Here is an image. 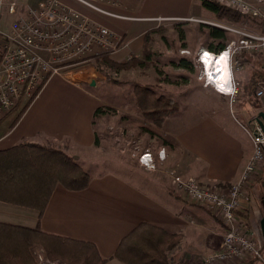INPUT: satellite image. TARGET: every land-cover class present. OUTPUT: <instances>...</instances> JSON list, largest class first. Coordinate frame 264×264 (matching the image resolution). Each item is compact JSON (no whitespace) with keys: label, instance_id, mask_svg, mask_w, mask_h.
Instances as JSON below:
<instances>
[{"label":"crops","instance_id":"crops-1","mask_svg":"<svg viewBox=\"0 0 264 264\" xmlns=\"http://www.w3.org/2000/svg\"><path fill=\"white\" fill-rule=\"evenodd\" d=\"M117 3V6L111 5L110 8L135 19L99 17L78 5H72L83 15L102 22L124 36L128 46L115 55L109 53L111 59L119 63L143 56L145 36L157 28L156 23L160 22L158 18L173 20L193 15L198 18L213 16L210 11L208 13L211 15L206 14L199 0L183 3L172 0V8L182 10V13L169 14L147 12V1L132 9L126 6L125 1L117 0ZM203 48H209V45ZM245 65L252 66L251 57L244 61ZM243 69L238 72L240 76L244 75ZM71 75L69 79L60 76L51 78L19 117L14 118L15 111L0 121V150L24 141L39 143L44 138L58 143L67 140L74 148L72 154L66 143L68 152L79 161L78 155L96 145L93 123L97 112L101 113L103 109L101 97L91 84L95 82L93 77L100 82L104 81V77L92 63L79 67ZM202 89L217 100L216 106L202 105L195 111L178 116L172 119L171 128L176 145L190 161L189 173L195 175L202 185L229 187L238 181L251 158L253 141L246 124L235 115L230 117L229 107L220 106L221 100L228 97L215 92L211 86L205 87L203 84ZM244 94L245 89L241 95ZM241 110H244L243 107ZM255 110L256 116L251 115L247 121L249 125L261 111L264 112V102L260 101ZM145 152L152 153L147 149L141 155ZM80 165L91 176L88 188L70 191L58 184L42 216L34 209L0 202V222L29 228L39 226L48 234L91 242L96 245L101 257L106 259L105 264H126L115 257L116 250L121 240L143 223L182 235L172 264H184L186 260L199 264V261H194L195 255L201 256L205 264L204 257L210 248L213 245L221 246L219 241L225 227L219 217L185 198L177 197L163 174L149 173L153 169L146 168L140 162L143 169L141 174L128 168L106 170L103 167H85L83 163ZM263 178L264 174H261L251 183L249 193L252 205L237 213L238 218L246 221L255 236L261 239H264L261 229L264 204L258 193L264 187L261 183ZM231 264H264V259L234 261Z\"/></svg>","mask_w":264,"mask_h":264},{"label":"built area","instance_id":"built-area-1","mask_svg":"<svg viewBox=\"0 0 264 264\" xmlns=\"http://www.w3.org/2000/svg\"><path fill=\"white\" fill-rule=\"evenodd\" d=\"M213 1L250 19L246 21L250 25L247 23L243 28L212 23L240 35L241 39L230 41L221 51L201 48L197 54L201 67L199 79H205V87L211 86L215 92L228 97L234 106L241 93L235 73L243 68L242 55L260 54L264 58V8L248 0ZM72 3L99 17L135 19L110 8L117 6V0H0V120L19 101L35 99L51 78H72L71 73L85 66L91 56L115 55L128 46L123 35L83 15ZM223 54H227L233 73L232 81L229 80L225 87L217 84V76L210 77L204 65L209 56L214 63ZM255 95L264 98V82L257 84ZM246 130L253 141V154L239 180L231 186L201 185L194 177L171 174V185L184 192L192 204L215 213L225 227L220 249L205 256V264L264 259V239L255 236L248 223L237 216L252 205L251 183L264 172V129L255 119ZM139 162L146 168H153L152 154L143 153ZM47 259L40 253L37 264H56Z\"/></svg>","mask_w":264,"mask_h":264},{"label":"rangeland","instance_id":"rangeland-1","mask_svg":"<svg viewBox=\"0 0 264 264\" xmlns=\"http://www.w3.org/2000/svg\"><path fill=\"white\" fill-rule=\"evenodd\" d=\"M122 1H125L128 4H126V6H129L130 9L140 7L142 3L147 1L149 5L147 7V12L153 14L182 13V10L172 8V0ZM173 1L183 3L187 0ZM248 1L254 6L264 8V0ZM225 8L233 10L229 7ZM204 11H206V14H210L207 9H204ZM187 13L189 14L190 11L188 10ZM143 14H145V12ZM210 18H198V16L193 15L188 18H174L173 20L165 18V20H160L159 23H156L157 28L150 31L151 33H147L148 35L150 34L149 36L151 39L148 43L149 47H147L148 52H144L141 58H136L143 62V66H130L127 69L119 71L106 68L107 74H109L112 81H108L105 74L98 71L104 77V81L100 82L96 77L92 78L96 82L95 86H92V89H96L98 96L101 97L103 109L101 113L95 116L93 123L96 145L83 154L78 155L81 160L84 159V162L81 160L77 161L79 164L83 163L85 167L91 168L103 167L106 170L113 167H119L125 170L128 168L141 174V170L143 169L139 165V158L143 151L150 149L151 152L154 153V157L152 156L153 168H150L153 170H149L151 171L149 173L159 172L163 174L170 183L172 192L177 197L186 199L184 192L177 190L173 184L171 185V174H177L184 178L191 176L201 184L196 176L191 175L188 171L190 161L186 153L181 151L176 145L174 133L171 128V121L176 117L178 118V116L187 114L191 110L195 111L199 106H216L217 100L202 89L204 83L203 80L201 81L199 79L201 67L197 62V54L201 48L204 46L208 47L210 43H217V40H214L210 36V27H219L214 26L212 23H218L228 28H243L244 25L248 23L246 21L250 20L247 17H243L239 23H235L234 21L218 19L214 14ZM247 25L249 26L250 23ZM224 31L228 42L241 39L240 35L238 36L227 30ZM249 57H251L252 66L245 65L244 67V61ZM181 59H185L193 69L179 68L177 64ZM90 63L91 62H88L86 65ZM241 63L244 68V75L240 76V73H237L235 77H238L241 84V93H243L245 89V94L241 95L240 93L239 100L234 106H231V102L228 98L222 99L220 106L229 107V116L235 115L240 121L246 124V127H250L247 122L248 119H250L251 115L256 116L257 111L255 107H258L260 101L264 102V99H259L255 95L257 84L259 82H264V64H262L260 54L244 57L241 59ZM256 78H260L259 80L261 81L255 82ZM250 81L252 83L255 82L252 93H249L246 89V87L250 85ZM136 87L145 88L149 94L155 93L165 100L174 102V109L176 111L163 120L162 126H159L156 121L146 117L145 114L142 113L135 94ZM24 106L25 105L22 104L20 108L17 109L14 118L19 116V112ZM242 107L246 112L241 110ZM248 107H250V109H248ZM243 112H245V116L242 115ZM66 143L69 145L72 153L74 148H72L71 143L67 140L64 143H58L44 138L39 142L40 145L63 151L73 158V155L68 152L65 146ZM163 157L165 159H163ZM75 158L73 159L75 160ZM263 174L264 173H262V175ZM261 183L264 184L263 181H261ZM263 193L264 190L261 187V191L258 195L264 198ZM224 235L220 237L219 242H223ZM177 247H179V245ZM219 249L220 246L213 245L205 256L213 254ZM176 250H178V248ZM40 253L47 259L48 255L45 249L42 246L36 245L33 249L36 264L39 262ZM172 255L174 260V252ZM194 261H199V264H203L201 256L195 255ZM54 262L56 264L60 263L58 260ZM184 264L192 263L186 260Z\"/></svg>","mask_w":264,"mask_h":264},{"label":"trees","instance_id":"trees-1","mask_svg":"<svg viewBox=\"0 0 264 264\" xmlns=\"http://www.w3.org/2000/svg\"><path fill=\"white\" fill-rule=\"evenodd\" d=\"M199 1L218 19L235 23L243 19L240 13L227 9L213 0ZM210 28V36L217 40V43H210L209 48L215 51L223 50L229 43L225 31L216 27ZM149 35L145 36L144 52L151 41ZM249 55L253 54L244 53L242 58ZM1 57L0 53V59ZM261 58L264 63V58L262 56ZM88 59L98 71L105 74L108 81L112 79L106 68L119 71L130 66L144 65L136 58L125 63L115 62L109 53H99ZM177 66L193 69L185 59H181ZM235 78L239 81L238 77ZM259 79L256 78L255 82L261 81ZM255 82L250 81V85L246 87L249 93H252ZM135 94L142 113L156 121L159 126L163 125L166 117L176 111L173 101L165 100L155 93L149 94L145 88L136 87ZM32 101L33 99L19 101L1 120L24 104L20 115ZM90 182V174L72 156L52 147L24 141L0 150V202L34 209L42 216L58 184L70 191H81L88 188ZM182 239L181 234L168 233L161 228L143 223L121 240L115 257L126 264H172V253L181 244ZM36 245L45 249L49 260H58L61 264L106 263V259L101 257L96 245L91 242L48 234L39 226L29 228L0 222V264H36L33 255Z\"/></svg>","mask_w":264,"mask_h":264},{"label":"bare ground","instance_id":"bare-ground-1","mask_svg":"<svg viewBox=\"0 0 264 264\" xmlns=\"http://www.w3.org/2000/svg\"><path fill=\"white\" fill-rule=\"evenodd\" d=\"M209 57L205 59L204 65L211 74L210 77L214 79L217 76V84L225 87L229 82L231 75V71L228 66L227 54H223L218 60H215L214 63L213 60L209 59ZM217 72L218 74L216 75L215 73Z\"/></svg>","mask_w":264,"mask_h":264},{"label":"water","instance_id":"water-1","mask_svg":"<svg viewBox=\"0 0 264 264\" xmlns=\"http://www.w3.org/2000/svg\"><path fill=\"white\" fill-rule=\"evenodd\" d=\"M92 86L95 85V82H93L91 84ZM256 121L262 126V128L264 129V112L261 111L258 116L256 117ZM263 204H264V201H263ZM261 229H262V232H263V235H264V216L261 220Z\"/></svg>","mask_w":264,"mask_h":264},{"label":"clouds","instance_id":"clouds-1","mask_svg":"<svg viewBox=\"0 0 264 264\" xmlns=\"http://www.w3.org/2000/svg\"><path fill=\"white\" fill-rule=\"evenodd\" d=\"M232 79H233V73L231 72V75H230V79H229V80L232 81ZM204 80H205V79H203V83L205 82Z\"/></svg>","mask_w":264,"mask_h":264}]
</instances>
